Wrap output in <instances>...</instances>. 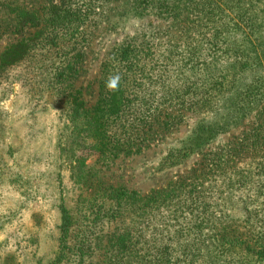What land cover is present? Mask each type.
I'll return each mask as SVG.
<instances>
[{
    "label": "trees",
    "instance_id": "16d2710c",
    "mask_svg": "<svg viewBox=\"0 0 264 264\" xmlns=\"http://www.w3.org/2000/svg\"><path fill=\"white\" fill-rule=\"evenodd\" d=\"M114 2H120L127 21L153 16L168 24L150 31L149 38L142 32L128 37L104 56L96 102L89 106L77 87L89 23L103 4ZM221 2L0 0V40L11 39L0 54V86L23 83L37 106L46 103L45 97L56 98L63 123L55 149L65 159L70 188L77 194L75 209L59 200L57 249L45 264H264V225L256 231L232 218L222 220L221 214L215 219L211 211L216 195L241 191L264 197V101L238 138L211 148L255 109L250 106L255 91L264 88V50L258 52L246 30L250 26L243 24L251 7L241 14L233 2L230 8L220 7ZM220 19L222 30L241 35L242 50L232 52L227 71L249 74L246 81L233 78L229 89L226 76L215 79L206 62H201L200 84L190 75L200 44L218 47ZM115 75L118 88L109 90L106 82ZM227 91L222 106L215 105L214 98H226ZM193 118L198 121L182 140L184 152L171 150L158 170L181 166L189 156L199 160L161 188L142 194L114 187L87 169L92 156L104 165L139 155ZM241 210L244 224L249 223L246 204Z\"/></svg>",
    "mask_w": 264,
    "mask_h": 264
},
{
    "label": "rangeland",
    "instance_id": "374dc122",
    "mask_svg": "<svg viewBox=\"0 0 264 264\" xmlns=\"http://www.w3.org/2000/svg\"><path fill=\"white\" fill-rule=\"evenodd\" d=\"M232 2L233 6L242 9L241 14H244L247 7H251L248 10L249 16L244 19L246 23L243 24L250 26L246 28L249 30V38L259 45L258 52H261L264 50V0H223L218 5L230 8ZM119 8L120 2L103 4L89 23L82 77L77 83L89 106L96 102L99 65L104 56L126 38L139 32L149 38L153 34L150 31L165 28L168 24H162L153 16L127 21L128 18L121 17ZM225 12L231 20H238L235 13ZM217 21V28L223 31L221 40L217 43L218 47H213L210 43L200 44L201 47L196 52V71L190 75L193 81H199L200 84L199 79L204 75L201 62H206L215 73V79L226 76L230 83H226L224 87L229 89L233 78L246 81L249 74L237 71L233 76L232 71H227L226 65L234 56L232 52L241 49L238 42L241 35L233 30L227 33L220 27L223 19ZM10 40L6 37L0 40V54ZM164 41L158 43L157 47L164 44ZM155 50L158 52L157 48ZM262 73L264 74V69ZM11 75L15 76L16 73ZM263 80L264 75L260 81ZM3 89L6 90L3 92ZM255 94V101L250 104L255 109L238 120L237 128L231 127L220 139H216L212 149L233 141L243 130L249 128L258 102L264 101V88L256 89ZM228 96L227 91L226 98L215 97L213 103L222 106ZM43 100L45 104L33 105V98L27 95L23 83L17 81L0 86V264H45L57 249L59 200H63L66 208L75 209L74 200L77 194L70 188L65 159L59 158L55 149L56 137L62 128L63 114L61 115L60 105L54 96L45 97ZM197 121V118L187 121L161 141H155L139 155L120 158L104 165L92 156L86 162L87 169H91L96 179L114 187L125 186L142 194L161 188L186 173L199 160V157L189 156L181 166L167 171L158 170L162 159L171 150L184 152L182 140L188 136ZM227 195H216L219 199L211 202L215 219L221 214L222 220L232 218L256 231L264 225V197L256 198L253 193L243 194L241 191H232ZM244 204L249 212L247 224L241 218L242 213L245 214L241 210ZM217 264L259 263H251L250 260H227L218 261Z\"/></svg>",
    "mask_w": 264,
    "mask_h": 264
},
{
    "label": "clouds",
    "instance_id": "9594fccd",
    "mask_svg": "<svg viewBox=\"0 0 264 264\" xmlns=\"http://www.w3.org/2000/svg\"><path fill=\"white\" fill-rule=\"evenodd\" d=\"M119 81H120L119 75L112 76L106 82V87L109 90H116L118 88Z\"/></svg>",
    "mask_w": 264,
    "mask_h": 264
}]
</instances>
